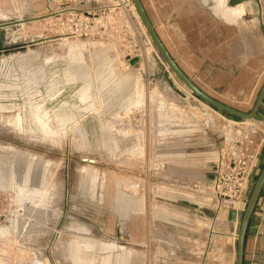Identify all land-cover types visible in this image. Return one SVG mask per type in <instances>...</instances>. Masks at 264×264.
I'll use <instances>...</instances> for the list:
<instances>
[{"label":"rangeland","instance_id":"rangeland-1","mask_svg":"<svg viewBox=\"0 0 264 264\" xmlns=\"http://www.w3.org/2000/svg\"><path fill=\"white\" fill-rule=\"evenodd\" d=\"M157 1L143 3L152 13ZM196 1L217 7L215 0ZM255 1L240 28L258 36ZM46 13L44 0H0V25ZM262 19L264 24V14ZM162 27L166 33L167 25L159 28L164 35ZM139 33L129 32L124 40L114 30L111 39L85 40L71 37L53 19L0 31V264H149L153 249L141 247L152 245L154 231L168 228L165 223L177 215L171 200L195 197L191 184L217 160L219 145L233 132L226 120L242 121L182 91L190 89ZM132 57L139 63L132 65ZM255 71L249 104H239L248 110L264 84V63ZM157 87L162 98L152 96ZM36 105L49 109L51 137L33 121ZM195 113L206 117L199 120ZM19 119L25 130H16ZM161 163L165 170L158 172ZM254 177L248 202L259 175ZM260 201L252 221L264 227V191ZM239 209L237 225L196 221L203 250L193 264H237L246 208ZM253 252L254 238L245 264L253 263ZM256 258L264 264V254Z\"/></svg>","mask_w":264,"mask_h":264},{"label":"crops","instance_id":"crops-1","mask_svg":"<svg viewBox=\"0 0 264 264\" xmlns=\"http://www.w3.org/2000/svg\"><path fill=\"white\" fill-rule=\"evenodd\" d=\"M228 1L215 0L217 7L208 8L196 0H159L153 5L152 13L147 7L146 10L170 54L193 82L219 101L248 113L253 108L248 110L239 104H249L250 90L257 84L255 70L258 64L264 63L263 1L259 5L258 0L255 1L261 26V34L258 36H255L254 31H242L240 28L241 19L252 15L251 1L243 4L245 13L241 17L236 14L239 5L232 7L228 5ZM249 24L251 27L252 21ZM161 25H167V34L163 27L164 35L160 33ZM251 28L254 30L253 25ZM250 122L254 130L264 134V103L259 114ZM251 134L252 131L249 132L250 140L257 147V136ZM263 156L264 144L260 146L258 167L253 177L261 173ZM215 162L209 163L204 176L192 183L191 189L198 182L209 185L213 178ZM180 200H171L172 206L176 207L172 210L177 215L165 223L168 228L154 231V240L150 243L169 264H193L192 257L203 250L200 243L201 235L197 231L194 232L196 227L194 224L196 221L206 224L214 221L215 211L213 207L207 208L204 199L201 198ZM181 202H184V205H181ZM259 205H262L261 201ZM200 230L203 233L205 229ZM252 238H254L252 264H259L256 255L264 254V227L253 226V221L248 232L247 244ZM141 250L140 256L143 257L145 251ZM142 260L143 264H146L145 259ZM246 260L248 261V258Z\"/></svg>","mask_w":264,"mask_h":264},{"label":"built area","instance_id":"built-area-1","mask_svg":"<svg viewBox=\"0 0 264 264\" xmlns=\"http://www.w3.org/2000/svg\"><path fill=\"white\" fill-rule=\"evenodd\" d=\"M44 1L46 17L59 21L62 29L71 37L85 40L105 37L108 40L110 33L117 30L120 32L119 37L123 39L124 36L125 40L129 32L140 37L139 32L142 31L145 38L150 41L147 33L143 31L140 19L135 15L132 0ZM111 25H114V28ZM129 50L132 51V47H128L127 52ZM134 59L138 57H132L131 60ZM226 121L233 132L230 131L228 138L218 147L211 182L209 185L203 182L195 183L191 189L193 195L204 199L207 208L213 207L216 220L222 219L224 212L236 209L240 214L239 207L246 208L253 174L258 167L260 146L264 144V134L254 130L251 122ZM249 130L253 132L251 135L257 136V147L250 140ZM164 168L165 165L161 163L156 170L159 172L165 170ZM200 207L203 208L201 205ZM145 249L150 251L153 248L152 245H146ZM153 253V259L149 264H169L156 250L153 249Z\"/></svg>","mask_w":264,"mask_h":264},{"label":"water","instance_id":"water-1","mask_svg":"<svg viewBox=\"0 0 264 264\" xmlns=\"http://www.w3.org/2000/svg\"><path fill=\"white\" fill-rule=\"evenodd\" d=\"M132 1H133V4L136 6V10L139 13L142 23L147 28V31L154 45L156 46L160 55L162 56L164 62L174 72V74L191 90L193 94H195L197 97H199L201 100H203L205 103L212 106L213 108L218 109L221 112L226 113L232 117H236L244 121L254 120L256 118V116L259 114L263 106V103H264V84L259 92V95L257 97V100L255 102L253 109L248 113L237 110L219 101L218 99H215L214 97L206 93L204 90H202L196 83H194L193 80L182 70V68L179 66L176 60L172 57L166 45L164 44L163 40L161 39L156 27L154 26L143 1L142 0H132ZM250 1L251 0H232L230 2V5L232 7H235L237 5L248 3ZM262 1L263 0H258L257 2L258 4H261ZM44 18L45 17L35 18L33 20H28L26 22L38 21ZM18 24L19 22L5 24L3 26H0V31H2L4 27L6 28L9 26H14ZM138 63H139L138 59L132 61V65H136ZM158 68L162 70L161 65H158ZM169 81L174 90L179 92L184 97L188 98V96L185 93H183L173 81H171L170 79ZM263 191H264V167L253 188L250 200L248 202V205L246 207V210L243 214V217L240 223V230H239V235H238V245H237V264H245L247 236H248V232L250 229L252 219L254 217L256 208L259 204ZM238 216L239 214L237 211L231 210L229 212H224L222 219H227L228 221L235 223L236 221H239Z\"/></svg>","mask_w":264,"mask_h":264},{"label":"bare ground","instance_id":"bare-ground-1","mask_svg":"<svg viewBox=\"0 0 264 264\" xmlns=\"http://www.w3.org/2000/svg\"><path fill=\"white\" fill-rule=\"evenodd\" d=\"M223 1H226V0H223ZM238 6V5H237ZM133 10H134V12H135V15L140 19V21H141V18H140V16H139V13H138V11L136 10V6L133 4ZM244 13H245V10H244V6H243V4H240L239 5V8H236V14H237V16H243L244 15ZM5 17H7V15H4ZM45 18L44 19H42V20H44V21H50V19L49 18H47L46 16H44ZM41 21V20H40ZM141 23H142V21H141ZM25 24H27V22L26 21H24V20H21V21H19V25H25ZM0 26H3V25H0ZM142 28H143V31L144 32H146L147 33V35H148V37H149V39H150V42L152 43V48L153 49H155V46H154V44H153V41H152V39H151V37H150V35H149V33H148V31H147V28L145 27V25L142 23ZM146 55H147V60H150L151 59V52L150 51H148L147 50V53H146ZM36 66V65H35ZM50 66V65H49ZM151 66V65H150ZM38 67V66H37ZM53 68V67H52ZM55 69V68H54ZM168 69V68H167ZM48 70V69H47ZM53 70V69H52ZM31 71V70H30ZM46 71V70H45ZM54 71V70H53ZM152 72V71H151ZM55 74V73H54ZM174 80V79H173ZM175 81V80H174ZM176 82V81H175ZM53 83V82H52ZM177 83V82H176ZM63 84V83H62ZM138 84V83H137ZM55 85V84H54ZM160 85V84H159ZM179 85V84H178ZM180 86V85H179ZM59 87V86H58ZM181 87V86H180ZM160 88H155L154 89V91L152 92V96L153 97H157V96H159V97H161L162 98V94H161V90H159ZM181 89H182V91H184L188 96H190L191 95V91L189 90V91H187L186 89H184L183 87H181ZM41 90V89H40ZM68 90V89H67ZM40 95V94H39ZM141 97V96H140ZM193 97V96H192ZM194 98V97H193ZM62 100V99H61ZM198 100V99H197ZM34 101V100H33ZM32 101V102H33ZM56 102V101H55ZM135 104H136V102H134ZM58 104V103H57ZM138 104V103H137ZM136 104V105H137ZM48 105V104H47ZM56 105V104H55ZM207 106V105H206ZM209 106V105H208ZM207 106V107H208ZM210 108V107H209ZM212 111H214V112H216L214 109H212V108H210ZM43 114H47L48 115V117H49V119H47L46 120V118L43 116ZM32 117H33V121L35 122V124H37L38 125V127H39V131L43 134V135H45V136H47V137H51L53 134H55V132H54V130H53V128H52V126H51V121H52V117L50 116V114H49V109H48V107L46 106V105H36L35 107H34V109H33V111H32ZM194 116H196V117H199V120L204 116V117H206L205 115H203V114H198V113H195L194 114ZM204 119H206V118H204ZM198 120V119H197ZM210 120V119H209ZM205 122H206V120H204ZM249 121H252V120H248V122ZM25 122V121H23V119H19V120H17V122L14 124V126H15V128H16V130L17 131H20L21 129H26V128H24L23 127V123ZM12 125V124H11ZM31 168H32V164L30 165V168H29V170H31ZM26 184L27 185H29V181L26 179ZM43 184H45V183H43ZM27 187H29V186H27ZM30 192H31V190H29ZM35 192L37 193V194H40V193H42L41 191H39V190H35ZM36 198L33 196V198L31 199V200H35ZM40 202H44V201H42V200H40ZM46 202V201H45ZM235 211H237L236 209H235ZM238 224V221H236L235 222V225H237ZM211 228V227H210ZM240 228V227H239ZM216 237H218V236H216ZM236 238V237H235ZM217 239V238H216ZM216 239H215V241H216ZM217 242V241H216ZM216 245V244H215ZM186 264V263H185Z\"/></svg>","mask_w":264,"mask_h":264},{"label":"trees","instance_id":"trees-1","mask_svg":"<svg viewBox=\"0 0 264 264\" xmlns=\"http://www.w3.org/2000/svg\"><path fill=\"white\" fill-rule=\"evenodd\" d=\"M228 116H230V115H228ZM248 237V236H247Z\"/></svg>","mask_w":264,"mask_h":264}]
</instances>
